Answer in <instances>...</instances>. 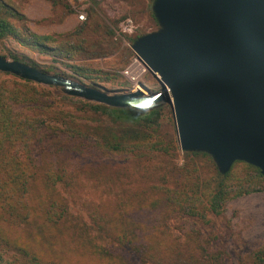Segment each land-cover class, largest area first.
I'll use <instances>...</instances> for the list:
<instances>
[{"label":"trees","instance_id":"16d2710c","mask_svg":"<svg viewBox=\"0 0 264 264\" xmlns=\"http://www.w3.org/2000/svg\"><path fill=\"white\" fill-rule=\"evenodd\" d=\"M50 1L56 9L60 6L57 0ZM150 1L154 16V0ZM26 21L23 14L0 0V41L14 37L56 59L73 62L114 51L115 44L110 41L113 31L107 25L102 28L80 26L53 36L29 33L23 26ZM138 37L132 39V43ZM118 63L111 60L107 64L115 70ZM127 63H120V68L124 69ZM68 67L93 85H100L99 78L93 77L81 64L73 63ZM116 76L117 73L105 80ZM170 108L168 104H159L136 114L76 99L60 88L0 72V219L11 228H19L35 219L37 210L31 192L43 176L50 186L57 187L64 182L69 188L67 193L74 199L77 194L71 189L82 185L83 197L79 196L78 201H82L92 221L90 229L103 241L129 253L136 264H223L224 255L209 251L198 230H190L186 225L185 242H177L167 220L188 216L208 223V215H222L229 202L263 193L264 176L258 168L244 162H236L229 173L223 174L208 154L199 152H182L186 162L178 167L172 161L176 157L174 146L162 137L163 120L170 114ZM123 155L132 160L135 169L161 171L159 179L163 186L140 192L113 186L91 200L95 192L87 191L88 184L84 181L90 178L103 183L105 174L102 172L108 166L103 164L104 159H119ZM65 156L79 159L58 168L57 159ZM155 157L164 161L154 164L151 160ZM107 172L111 179H118L116 169L111 167ZM144 192H149L145 199L149 204L145 209L140 206L142 202L134 206L132 202L142 198ZM125 194L130 195L126 202L120 199L117 203L112 198ZM57 205L53 202L49 209L43 210L40 219L45 225L57 222L53 216L57 215ZM90 244L94 253L99 251L93 240ZM34 260V264H55L44 263L39 258ZM0 264L19 263L7 258L0 248ZM248 264H264V248L257 250Z\"/></svg>","mask_w":264,"mask_h":264},{"label":"water","instance_id":"95a60500","mask_svg":"<svg viewBox=\"0 0 264 264\" xmlns=\"http://www.w3.org/2000/svg\"><path fill=\"white\" fill-rule=\"evenodd\" d=\"M158 30L132 50L162 90L111 92L0 56V72L67 96L141 113L172 108L182 152L208 154L227 174L236 162L264 176V0H154Z\"/></svg>","mask_w":264,"mask_h":264},{"label":"rangeland","instance_id":"374dc122","mask_svg":"<svg viewBox=\"0 0 264 264\" xmlns=\"http://www.w3.org/2000/svg\"><path fill=\"white\" fill-rule=\"evenodd\" d=\"M5 1L24 15L27 21L23 23V26L31 34L57 36L80 26L102 28L107 25L113 31L110 41L115 44L114 51L108 55L79 59L75 62L66 59L60 60L53 55L43 53L37 47L24 45L14 37H10L0 41V56L9 60L16 58L18 61L38 67L47 73L61 74L93 86L89 80L76 75L68 67L73 63L81 64L92 72L93 77L99 78L97 83L101 87L111 92L128 93L126 89L129 87V83L123 77V69L120 68V63L126 64L132 55V50L126 43H132V39L135 37L151 33L159 28L152 14L150 0H57L60 4L57 9L50 0ZM81 14L84 16L83 20L79 18ZM127 20H131L136 27L131 35H124L121 32V24ZM111 60L119 62L116 65L117 69L114 70L111 65L107 64ZM115 73H117L115 78L105 80ZM144 82L150 86L153 94L162 90L160 81L151 74L145 76ZM76 114L83 118L91 117L81 113ZM167 115L162 124V137L168 144L174 146L173 153L176 157L172 161L178 167H183L186 160L179 148L178 132L171 108L170 114ZM77 158V156L59 157L56 166L58 168L69 166L70 162H75ZM163 161L164 159L157 157L151 160L154 164ZM104 162L103 164H108V166L102 172L105 174L103 183L99 184L90 178L84 181L88 184L85 189L95 192V196H92L91 200L113 186H117L118 189L129 187L134 192L163 186V182L159 179L161 171L151 173L149 170L135 169L132 160L125 155L119 159L105 158ZM132 166H134L133 169H131ZM111 167L118 172L117 180L108 176L107 171ZM67 188L68 186L64 182L59 183L57 187L50 186L42 176V180L33 185L31 192L37 217L27 225L18 226L19 228H11L3 219H0V248L7 258L19 264H34L35 258H39L44 263L55 264H136L135 258L129 253L126 254L115 245L103 241L95 231L90 229L92 221L82 207V201H78L79 196L83 195V186L71 189L77 194L75 199L70 193H67ZM148 195L149 192H144V196L135 199L132 204L137 206L138 202H142L140 206H144L145 209V206L149 204L145 200ZM112 198L117 203L120 199L126 202L130 199V195L125 194L121 198ZM53 202L58 204L55 208L57 215H53L57 222L45 225L43 219H40L42 212L46 208L49 209L48 207ZM208 220V223H204L203 220L196 218L176 216L167 220V226L177 242H185L186 233L183 231L185 227L188 226L190 230H198L209 251L224 255L223 264H248L252 255L257 250L264 248V192L231 201L227 204L222 215L209 214ZM92 240L100 251L96 250V254L90 249ZM87 250L90 255L86 254ZM106 253H110V255ZM90 259L94 260V263Z\"/></svg>","mask_w":264,"mask_h":264},{"label":"built area","instance_id":"2783aa9c","mask_svg":"<svg viewBox=\"0 0 264 264\" xmlns=\"http://www.w3.org/2000/svg\"><path fill=\"white\" fill-rule=\"evenodd\" d=\"M79 18L80 20H83L84 16L81 14ZM135 29L136 27L133 25L131 20H127L126 22L121 24V32L124 35H128V34L131 35ZM132 44L133 43H126V45L131 50H132ZM148 74H151L150 68L148 67L146 62L132 50V55L127 65L122 70L123 77L129 83V87L126 89V91L128 93L137 92V91H142L141 88H143L147 92V95L153 94L150 86L144 82V78Z\"/></svg>","mask_w":264,"mask_h":264},{"label":"bare ground","instance_id":"6f19581e","mask_svg":"<svg viewBox=\"0 0 264 264\" xmlns=\"http://www.w3.org/2000/svg\"><path fill=\"white\" fill-rule=\"evenodd\" d=\"M141 90H142L141 92H142L144 95H147V92H146L143 88H141ZM155 94H157V93H154V95H155ZM149 95H150V94H149ZM151 95H153V94H151Z\"/></svg>","mask_w":264,"mask_h":264}]
</instances>
